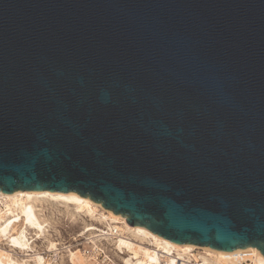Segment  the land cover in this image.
Returning <instances> with one entry per match:
<instances>
[{"label": "water", "instance_id": "water-1", "mask_svg": "<svg viewBox=\"0 0 264 264\" xmlns=\"http://www.w3.org/2000/svg\"><path fill=\"white\" fill-rule=\"evenodd\" d=\"M15 190L264 256V0H0V191Z\"/></svg>", "mask_w": 264, "mask_h": 264}, {"label": "bare ground", "instance_id": "bare-ground-1", "mask_svg": "<svg viewBox=\"0 0 264 264\" xmlns=\"http://www.w3.org/2000/svg\"><path fill=\"white\" fill-rule=\"evenodd\" d=\"M62 214L69 222L84 224L82 227L88 232L98 230L94 222H104L109 227L118 225L126 236L118 239L116 247L123 246L132 253L131 257L136 259L132 264L157 263L158 251L164 254L167 264H175L177 256L187 261L182 264H264V256L255 247L223 251L192 243L177 244L144 226L127 224L124 216L103 208L87 196L50 190L0 191V264H52L44 260L40 249L55 256L63 250L65 253L59 255L66 254L71 264H85L78 248L66 251L64 246H58L62 244L58 240L61 238L56 240L46 229ZM97 236L93 234V238Z\"/></svg>", "mask_w": 264, "mask_h": 264}, {"label": "built area", "instance_id": "built-area-1", "mask_svg": "<svg viewBox=\"0 0 264 264\" xmlns=\"http://www.w3.org/2000/svg\"><path fill=\"white\" fill-rule=\"evenodd\" d=\"M124 221L126 222L125 219ZM68 223L69 220L64 217H55L51 222V227H46V229L49 230V235L57 240V237H61L60 232L65 231L68 227ZM96 226L98 228L96 232H88L86 231V228L80 226L78 231L74 234L63 235L61 240L62 244H59L58 246H64L63 249L66 251L74 249V247L78 248L85 260V264H132L136 261L133 256L131 257L132 253L125 247L122 246L120 249L116 247L118 239L126 236V233H123L118 225L112 224V226L109 227L105 224H97ZM93 234L98 236L93 238ZM40 243L41 242L38 241L37 244ZM39 251L44 256V260L49 261L52 264H71L66 254L62 257L59 255L65 253L63 250L59 252L58 256H55L52 252H46L43 249H40ZM157 256L159 261L152 264H167L162 252L158 251ZM177 257L175 259V264L187 262L186 260ZM191 263H194V260H192Z\"/></svg>", "mask_w": 264, "mask_h": 264}, {"label": "rangeland", "instance_id": "rangeland-1", "mask_svg": "<svg viewBox=\"0 0 264 264\" xmlns=\"http://www.w3.org/2000/svg\"><path fill=\"white\" fill-rule=\"evenodd\" d=\"M48 212H50V210H48ZM55 213H57V212H54V214ZM61 217H64L65 219H66V217L62 214V216ZM98 224V222L96 223L95 222V225H97ZM100 225H102V224H105L104 222L101 224V223H99ZM84 224H80V223H73V222H69L68 223V227L65 229V231H63V232H60V238L61 239H58V240H62V237H63V235H72V234H74L75 232H77L78 231V228L80 227V226H83ZM39 245V244H38Z\"/></svg>", "mask_w": 264, "mask_h": 264}]
</instances>
